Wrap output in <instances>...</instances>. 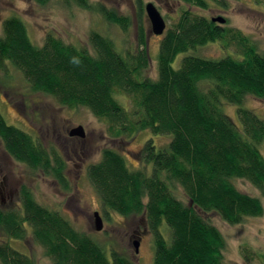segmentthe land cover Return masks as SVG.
I'll use <instances>...</instances> for the list:
<instances>
[{"label": "trees", "instance_id": "trees-1", "mask_svg": "<svg viewBox=\"0 0 264 264\" xmlns=\"http://www.w3.org/2000/svg\"><path fill=\"white\" fill-rule=\"evenodd\" d=\"M49 1L35 0L40 5ZM60 1L101 11L108 22L125 30L131 26L130 17L93 7L89 0ZM179 1L201 9H208L210 2L226 6L225 0ZM138 4L141 17L144 6L140 0ZM138 31L137 48L126 51L92 32L90 52L51 34L37 46L24 21L11 17L0 36V73L8 76L11 65L31 92L51 96L63 107L89 109L108 124L113 137L133 138L146 131L170 135L163 147L146 141L142 169L132 170L121 153L105 148L101 160L89 165L87 176L108 221L111 212L146 221L154 244L152 264H224L226 241L203 214L216 213L231 225L264 214L262 199L236 185V180L247 181L264 196V119L243 106L248 96L264 100V53L242 33L183 10L162 37L158 76L151 79L144 74L151 61L147 34L142 25ZM229 38L238 42L243 56L189 53ZM118 95L130 98L133 107H125ZM226 103L238 105V122L223 111ZM0 139L15 161L69 188L60 153L9 124L1 111ZM17 196L20 209L0 208V232L9 239L0 242L2 264H36L10 245V240H26L29 232L53 264H138L135 254L118 250L113 239L102 243L42 206L28 186L22 185Z\"/></svg>", "mask_w": 264, "mask_h": 264}, {"label": "rangeland", "instance_id": "rangeland-1", "mask_svg": "<svg viewBox=\"0 0 264 264\" xmlns=\"http://www.w3.org/2000/svg\"><path fill=\"white\" fill-rule=\"evenodd\" d=\"M138 1L89 0L93 7L103 6L107 10H116L119 15L130 17L131 26L125 30L108 22L101 11L83 9L74 4L67 6L60 0H51L46 5H40L35 0H0V36L3 35L4 22L8 18L18 17L26 24L28 35L37 46H42L47 35L51 34L67 44L85 47L93 52L90 35L98 32L113 40L118 50L126 51L137 48L139 25H142L147 34L151 57L149 68L144 74L156 79L159 45L163 35L151 33L145 6L148 2H153L166 20V31L178 22L183 10H190L209 19L221 16L227 19L224 27L242 33L250 45L264 53V0H225V7L210 2L208 9L179 0H140L144 6L141 17L138 15ZM226 43L227 46L224 45ZM189 53L205 58H221L226 54L243 56L238 42L230 38L227 42L210 43ZM186 54L177 57L174 67L180 64ZM8 74L6 76L0 73V111L9 124L40 139L46 146L54 147L60 153L66 162L69 188L62 187L50 174L33 171L12 157L4 156L5 150L0 139V165L11 171V182L16 188L13 201L9 206L0 208L20 209L17 195L21 186L26 185L42 206L58 211L78 231L85 232L102 243L113 239L118 250H124L128 256L135 254L133 259L136 263L152 264L154 244L146 221L141 217L125 219L115 212H111L108 221L102 211L100 198L87 176V169L89 165L101 160L105 148L121 153L132 170L142 169L141 151L146 141L153 139L157 147H163L169 142L170 135H167L168 138L146 131L133 138L128 135L113 137L108 124L89 109L63 107L51 96L31 92L24 76L11 65ZM117 98L125 107H133L130 98L119 95ZM243 106L264 119V100L248 96ZM237 108V104L226 103L222 109L238 122ZM80 125L85 129V138L71 137L70 130ZM236 185L242 192L260 197L264 205V196L249 182L236 180ZM95 212H99L103 219L102 231L95 229ZM203 216L219 229L226 241L224 264H264V214L247 218L237 225L229 224L216 213ZM163 230L165 231L162 227ZM1 239L9 240L0 232V242L3 241ZM137 240L140 241V247L136 254L134 242ZM10 245L31 256L36 264H53L45 250L35 242L31 232L27 234L26 240H10Z\"/></svg>", "mask_w": 264, "mask_h": 264}, {"label": "water", "instance_id": "water-1", "mask_svg": "<svg viewBox=\"0 0 264 264\" xmlns=\"http://www.w3.org/2000/svg\"><path fill=\"white\" fill-rule=\"evenodd\" d=\"M145 12L148 17V20L151 24V33L157 36H162L166 32L167 24L164 16L161 14L159 9L153 2H148L145 6ZM213 22L218 23L219 25L226 24V19L224 17H216L212 19ZM69 135L71 137L85 138V129L83 126H77L70 130ZM95 219V229L97 231H102L104 228L103 219L99 212L94 213ZM135 251L139 253L140 241L137 240L134 242Z\"/></svg>", "mask_w": 264, "mask_h": 264}, {"label": "flooded vegetation", "instance_id": "flooded-vegetation-1", "mask_svg": "<svg viewBox=\"0 0 264 264\" xmlns=\"http://www.w3.org/2000/svg\"><path fill=\"white\" fill-rule=\"evenodd\" d=\"M212 19L213 18H211V20ZM3 153L4 156L9 157L5 151H3ZM11 176V171L7 170L3 165H0V207L7 206L10 202H12L14 194H16V188L12 185Z\"/></svg>", "mask_w": 264, "mask_h": 264}]
</instances>
